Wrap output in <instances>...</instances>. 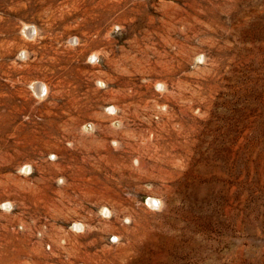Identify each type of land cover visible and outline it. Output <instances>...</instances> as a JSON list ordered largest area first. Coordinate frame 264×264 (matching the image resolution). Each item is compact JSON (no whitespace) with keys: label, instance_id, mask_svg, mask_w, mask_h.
I'll list each match as a JSON object with an SVG mask.
<instances>
[{"label":"rangeland","instance_id":"obj_1","mask_svg":"<svg viewBox=\"0 0 264 264\" xmlns=\"http://www.w3.org/2000/svg\"><path fill=\"white\" fill-rule=\"evenodd\" d=\"M0 264H264V0H0Z\"/></svg>","mask_w":264,"mask_h":264},{"label":"bare ground","instance_id":"obj_2","mask_svg":"<svg viewBox=\"0 0 264 264\" xmlns=\"http://www.w3.org/2000/svg\"><path fill=\"white\" fill-rule=\"evenodd\" d=\"M4 45V44H3ZM39 85V84H38ZM41 88V87H40ZM152 199H150V201H151ZM150 204H151V202H149ZM155 206V205H154ZM130 253V252H129ZM126 254H128V253H126Z\"/></svg>","mask_w":264,"mask_h":264}]
</instances>
